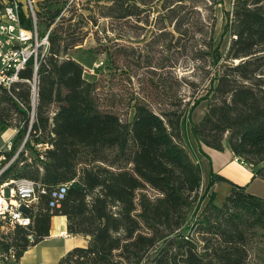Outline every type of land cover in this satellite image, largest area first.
Instances as JSON below:
<instances>
[{
  "label": "trees",
  "instance_id": "obj_1",
  "mask_svg": "<svg viewBox=\"0 0 264 264\" xmlns=\"http://www.w3.org/2000/svg\"><path fill=\"white\" fill-rule=\"evenodd\" d=\"M128 1L108 0L98 5V14L116 20L139 15ZM161 1L164 18L171 20L184 0ZM69 2L36 3L39 34L50 30L49 56L38 71L30 127L28 87L20 85L14 99L0 92V130L11 127V112L19 118L10 151L0 154L9 161L27 133L24 147L34 153L31 159L20 152L0 175V185L26 178L44 190L30 228L0 233V252L12 250L18 263L29 246L49 235L51 218L63 216L67 234L88 243L57 264H249L253 248L264 264V198L215 173L201 194V166L183 143L186 112L207 100L204 115L190 127L192 136L218 152L227 146L253 179L264 181V0H233L224 27L227 51L210 46L218 70L205 96L190 109L188 103L173 111L155 112L137 102L129 122L101 109L95 84L69 57L81 46L85 27ZM22 25L31 28L24 16ZM174 29L180 32L176 24ZM30 75L27 70L22 77ZM45 145L50 148H37ZM65 183L71 184L59 207L49 208L50 192ZM217 183L230 187L220 206L213 202L214 192L208 194Z\"/></svg>",
  "mask_w": 264,
  "mask_h": 264
},
{
  "label": "rangeland",
  "instance_id": "obj_2",
  "mask_svg": "<svg viewBox=\"0 0 264 264\" xmlns=\"http://www.w3.org/2000/svg\"><path fill=\"white\" fill-rule=\"evenodd\" d=\"M141 1L147 4L142 5ZM149 2L129 0V5L138 6L139 15L124 20L99 16L98 5H108V0L69 2L70 9L83 15L85 27L81 30L84 34L81 46L69 51L68 55L82 66L84 78L95 84V96L101 109L117 115L123 122L131 121L137 102L148 105L155 112L183 109L188 103L190 109L193 101L206 95L210 81L217 73L218 66L215 67L210 56L212 48L225 53L230 41L224 27L233 0H184L175 7L171 20L164 18L166 11L161 7V0ZM175 24L180 32L175 31ZM206 109L207 100H202L186 112L184 137ZM10 119L11 127L0 130L2 152L8 151L6 147L13 143L18 132L15 125L19 118L11 112ZM21 147L22 143L16 152ZM22 149L25 157L34 158L30 149ZM201 169L202 194L212 171L208 173L205 165ZM229 190L228 184L217 183L208 194L214 192L213 202L220 206ZM251 191L264 197V188L257 182L250 186ZM147 192L155 196L154 192ZM207 201L208 197L202 201L200 209ZM0 233L9 236L12 231ZM13 254V251L0 252V261H14ZM257 254V249H251L249 264H259Z\"/></svg>",
  "mask_w": 264,
  "mask_h": 264
},
{
  "label": "built area",
  "instance_id": "obj_3",
  "mask_svg": "<svg viewBox=\"0 0 264 264\" xmlns=\"http://www.w3.org/2000/svg\"><path fill=\"white\" fill-rule=\"evenodd\" d=\"M36 3L35 0H25L24 3L10 0L4 2L3 8L0 9V92L14 99L20 90V85L28 87L30 99L28 127L34 121L38 98V94H33V86H38L39 68L49 56L50 30L43 36L39 34L35 16ZM23 16L30 20V29L22 25ZM27 70L31 75L28 79H24L22 74ZM18 105L21 109H25L22 103ZM27 139L28 133L23 139L21 149L9 161H6V157H0V175L20 152H24L22 148ZM6 148L10 151L11 143ZM37 148L45 151L50 146H38ZM70 184H61L50 192L49 208L59 207ZM43 193L44 190L29 179L4 181L0 185V231L7 233L16 226L30 228L32 216L36 213L39 204V196ZM61 237L69 236L67 233H62ZM11 252L12 250L9 251Z\"/></svg>",
  "mask_w": 264,
  "mask_h": 264
},
{
  "label": "crops",
  "instance_id": "obj_4",
  "mask_svg": "<svg viewBox=\"0 0 264 264\" xmlns=\"http://www.w3.org/2000/svg\"><path fill=\"white\" fill-rule=\"evenodd\" d=\"M183 143L201 167L204 165L207 167L208 173L212 171V173L219 174L235 184L246 186V190L256 196L259 195L255 194L254 191L250 192V186L257 182L264 188V183H262L264 181L258 178L253 179L252 170L243 166L227 146L223 152L210 149L199 143L189 129L186 131ZM62 233H67L66 218L54 216L50 221L49 235L43 241L29 246L18 263L11 260L8 262L0 261V264H57L67 252L75 247H85L88 243L87 239L82 236L67 234L69 237L62 238Z\"/></svg>",
  "mask_w": 264,
  "mask_h": 264
},
{
  "label": "bare ground",
  "instance_id": "obj_5",
  "mask_svg": "<svg viewBox=\"0 0 264 264\" xmlns=\"http://www.w3.org/2000/svg\"><path fill=\"white\" fill-rule=\"evenodd\" d=\"M36 86H33V94H36ZM0 153H1V151H0ZM0 157H4V155L3 154H0ZM23 179H26V178H23Z\"/></svg>",
  "mask_w": 264,
  "mask_h": 264
}]
</instances>
